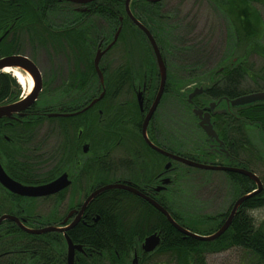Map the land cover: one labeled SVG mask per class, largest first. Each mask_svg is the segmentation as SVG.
<instances>
[{"label": "flooded vegetation", "instance_id": "flooded-vegetation-1", "mask_svg": "<svg viewBox=\"0 0 264 264\" xmlns=\"http://www.w3.org/2000/svg\"><path fill=\"white\" fill-rule=\"evenodd\" d=\"M2 1L8 0H0V75L10 74L18 85L11 82L12 91L0 96V105H12L40 86L37 100L0 116V164L25 186L65 181L41 195L19 193L0 181V264H68L69 240L73 264H89L100 251L79 235L95 228L99 203L107 199L115 208L124 207L114 217L126 226L124 236L133 234L127 264L135 254L141 264L161 253L163 222L184 239L213 241L180 230L157 205L185 230L208 236L224 224L240 197L257 188L238 169L257 174L253 163L263 160L264 100L231 104L264 91V76L259 84L247 55L229 54L210 69L196 68L194 55L185 57L175 43L177 24L163 7L166 0H129L128 7L124 0L115 24L109 0H30L29 5L10 0L11 6ZM101 4L105 11L99 10ZM100 19L106 23L102 34L96 25ZM238 39L229 41L238 44ZM115 50L123 57L118 65ZM12 55L32 60L39 73L27 62L2 66ZM6 67L32 79L27 94L21 95L19 80ZM249 78L256 86L245 84ZM191 168L209 174H192ZM228 184L233 199L227 207ZM185 191L193 200L184 210ZM246 200L233 218L249 209ZM137 211L142 216L135 220ZM154 233L161 241L149 254L142 245Z\"/></svg>", "mask_w": 264, "mask_h": 264}, {"label": "trees", "instance_id": "trees-1", "mask_svg": "<svg viewBox=\"0 0 264 264\" xmlns=\"http://www.w3.org/2000/svg\"><path fill=\"white\" fill-rule=\"evenodd\" d=\"M109 1L112 9H114V14L109 18L110 21L115 24L117 22V12L123 10L124 0ZM254 1L264 5V0H226L225 3L217 0L218 4L220 5L221 3L227 11V14L231 16L232 20H234L231 26L236 29V34L234 30H232L231 32L233 35L231 36V39H234L236 36L239 38L238 44L235 42L230 43V53L239 54L241 58L250 55L254 51L264 56V43L257 41L255 38L258 34L260 37L258 39H261L260 35L263 34L264 21L261 14L254 8L255 6L253 7ZM29 2L30 0H22L21 5H29ZM2 4L11 6L13 2L10 0L2 1ZM240 4L243 6L241 7ZM102 7L103 4H101L99 10L105 11L106 8L102 9ZM104 7L107 6L104 5ZM147 15L149 17L152 16L151 13H148ZM244 38L248 39L247 43L244 42ZM251 39L252 43L249 44V40ZM242 69L245 70V68ZM11 82H15V79L14 77H11L10 74L4 73L0 75L1 97H5L12 91ZM114 204L115 203H112V201L108 199L100 201L98 207L100 220L96 223L95 228H85L81 235H79L82 238L81 241L95 245L100 251L94 255L96 259H90L91 262H89V264H127V259L125 260V258L128 255V250L126 247L129 242L131 244L133 241V234L128 238L127 236H124L126 226L121 221L116 222V218L114 217V214L122 213L124 207L118 206L115 208ZM244 205L250 210L264 207V192L247 199ZM248 210H243L233 218L227 231L219 238L208 242H196L192 238L184 239L181 237L180 233H178L177 236L175 231H169L170 228H174L169 225L166 226V223L163 222L162 232L165 236V242L160 247L159 252H169L174 254L173 256H175L174 258L176 259L177 264H206V254L221 252L235 246L243 248L249 252V254H252L251 264H264V219L259 223H256L254 217ZM136 213L135 220L141 219V211H137ZM118 219L122 220L123 218L119 217ZM135 220L132 221V224L134 225ZM117 226H120L119 230H122L119 234H117ZM166 230L168 235L165 234ZM109 242L111 244H109ZM121 247H123V249H121ZM117 249H119V251ZM141 264L157 263L156 261H153L151 263L143 262Z\"/></svg>", "mask_w": 264, "mask_h": 264}, {"label": "rangeland", "instance_id": "rangeland-1", "mask_svg": "<svg viewBox=\"0 0 264 264\" xmlns=\"http://www.w3.org/2000/svg\"><path fill=\"white\" fill-rule=\"evenodd\" d=\"M223 3V0H221ZM253 7L261 14V17L264 21V5L257 1L253 2ZM242 7L243 5L240 4ZM164 9L174 15L172 22L177 24L175 29V43H179V46H182L184 50L183 55L189 54L194 55L195 64L199 67L198 69H210L215 66L219 60H222L226 55L230 53V39L234 30L236 34V29L231 25V19L227 17V11L225 8L220 5H217L214 0H166L163 4ZM98 27V31L102 34L106 31V23L103 20H98L96 23ZM69 35V34H68ZM258 38L259 35H256ZM260 42L264 43V30L263 34L260 35ZM78 38V36H75ZM122 39V37H120ZM229 38V39H227ZM235 38V37H234ZM234 40V39H233ZM170 42L166 43L168 45ZM122 44L120 45V48ZM114 52H112L113 54ZM117 53V54H116ZM121 52L115 50V55L113 56V60L115 64H119L123 61V57L119 58L117 55L121 56ZM187 55H185L186 57ZM121 61V62H119ZM247 61L250 63L249 66L257 73L258 83H262V77L264 76V56L260 55L258 52L254 51L250 55H247ZM210 65H207L209 64ZM245 84L247 86H256L254 80L252 78L246 79ZM22 88L21 95H25L26 86L19 83ZM36 138L41 139L43 132H39ZM53 140H57L53 138ZM34 145L37 144V141L33 142ZM243 155L249 159L248 155L244 153ZM37 160V164H39L40 160H43V154L39 157H35ZM264 160V156L262 157ZM261 158L259 160H255L253 163V167L257 174L264 179V162H262ZM191 173H201V174H209V171H205L203 169L191 168ZM221 174V173H217ZM221 174V180L224 182V177ZM233 190H231L230 184L227 185L226 190V204L227 207L230 204V200L233 199ZM192 193V192H190ZM182 209H187L190 204V199L193 200V196L189 197L187 195V191L185 194H182ZM195 200H198L195 197ZM251 215L254 217L256 223H259L264 219V207H260L252 210ZM174 254L166 252L158 254L154 261L157 264H177L176 259L173 256ZM206 264H251L252 262V254L247 252L243 248L239 247H231L229 249L223 250L221 252L209 253L206 254L205 258Z\"/></svg>", "mask_w": 264, "mask_h": 264}, {"label": "water", "instance_id": "water-1", "mask_svg": "<svg viewBox=\"0 0 264 264\" xmlns=\"http://www.w3.org/2000/svg\"><path fill=\"white\" fill-rule=\"evenodd\" d=\"M72 1L86 2V1H90V0H72ZM154 1H157V0H154ZM128 2H129V0H126L127 7H128ZM128 11L130 13V10H128ZM135 22L140 27H142L143 29H145L144 25L140 21H138V20L135 19ZM150 38L152 39L153 44L156 47V51L159 54L156 41H155V39L153 38V36L151 34H150ZM160 60H161V58H160ZM11 61H16V62H19V63L27 62L30 65H32V66L35 67V68L33 67L35 69V71L36 70L38 71L35 63L32 60H30L29 58H27V57H25L23 55H12V56H10V57H8L6 59H3L1 65L2 66H5V65L9 64V62H11ZM38 73H39V71H38ZM36 82H37V80H36ZM37 86H38V88H37ZM39 86H40V82L37 83V85L35 86L34 90L31 93H29V95L27 97H25L23 99L21 98L18 102L13 103L12 105H0V116L6 115V114L7 115H11L10 114V111H15L17 109L25 108L30 103H32L33 101L37 100V98H38V92H39L38 91ZM259 100H264V91L253 92V93H250V94H247V95L239 96L238 98H236L234 100H231V104H234V105H242V104H249V103H252L254 101H259ZM201 122H202L203 126L211 134L212 131H210V126L205 123L206 121H201ZM199 166H204V165H199ZM213 168H216V167L214 166ZM238 170L240 172L244 173V174L249 175L252 179H254L256 181V184H257V189L254 192H252V193H247V194L243 195L242 197H240L236 201V203L234 205V208H233L231 214L228 216V218L224 222V224L219 228V230H217L215 233H213L211 235H208V236H200L198 234H195V233H192V232H189V231L185 230L175 220H173V218L170 216V214L167 212V210L165 208H163L162 206H158V205H157V207H159L160 209H162L167 214V216L172 221V223L176 227H178L180 230L186 231L187 234H192L194 237H196L198 239H201V240H214V239L218 238L220 235H222L225 232V230H227L229 228V226H230V224H231V222L233 220V217H234V215H235V213H236L237 208L239 207V205L243 201H245L246 199H248L251 196H253L254 194L259 193L263 189L262 179L256 173H254L251 170H246V169H243V168H239ZM0 181L6 187L10 188L11 190L17 191L19 193L29 194V195H41V194H45V193H49V192H52L54 190H57L60 187L61 183L63 181H65V178L64 177L57 178L54 181H52L50 183H47L45 185L25 186V185H22L19 182L15 181L14 179H12L6 173V171L4 170V168L0 164ZM109 187H114V186L113 185L106 186V187L100 189L97 192L99 193L101 190H103L105 188H109ZM6 217L7 216L5 215V216L2 217V219L3 218H6ZM160 241H161V239H160L159 233H154V234H152V235H150V236H148V237H146L144 239V242H143V245H142L143 246V249L146 252H148L149 254H152L159 247ZM68 246H69V262H68V264H73V256H74L73 248H74V246L70 243V240H69ZM131 264H139V258H138V255L137 254L134 255V258H133Z\"/></svg>", "mask_w": 264, "mask_h": 264}, {"label": "bare ground", "instance_id": "bare-ground-1", "mask_svg": "<svg viewBox=\"0 0 264 264\" xmlns=\"http://www.w3.org/2000/svg\"><path fill=\"white\" fill-rule=\"evenodd\" d=\"M5 71H12V72H14V75L17 77V79L19 80V82L21 83V84H23V85H25L26 86V88L28 87V91H29V89H30V87L32 86V83H33V81H32V79H30V77H26L20 70H18V69H15L14 68V71L10 68V67H6L5 68ZM29 79V80H28ZM29 81V82H28ZM28 84V85H27ZM264 143V142H263ZM264 187V186H263ZM257 189V188H256ZM255 189V190H256ZM255 190H252L250 193H252V192H254ZM254 195H257V194H254ZM227 230H225V232H226Z\"/></svg>", "mask_w": 264, "mask_h": 264}]
</instances>
